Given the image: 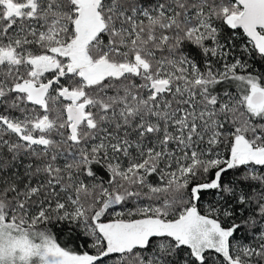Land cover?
Returning a JSON list of instances; mask_svg holds the SVG:
<instances>
[{
	"label": "snow or ice",
	"instance_id": "6c2138e0",
	"mask_svg": "<svg viewBox=\"0 0 264 264\" xmlns=\"http://www.w3.org/2000/svg\"><path fill=\"white\" fill-rule=\"evenodd\" d=\"M0 264H264V0H0Z\"/></svg>",
	"mask_w": 264,
	"mask_h": 264
}]
</instances>
